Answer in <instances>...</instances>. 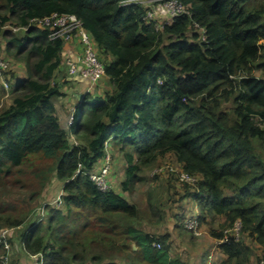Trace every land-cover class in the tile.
<instances>
[{"label": "trees", "instance_id": "16d2710c", "mask_svg": "<svg viewBox=\"0 0 264 264\" xmlns=\"http://www.w3.org/2000/svg\"><path fill=\"white\" fill-rule=\"evenodd\" d=\"M127 1L0 0L4 52L26 73L0 110V190L23 188L16 175L31 170L23 182L37 189L28 205L53 178L64 193L62 208L47 206V218L22 233L23 250L42 253L46 264H189L171 255L167 235L140 225L135 204L90 179L108 141L125 162L122 192H133L145 169L172 155L197 178L195 187L184 183L185 198L196 202L200 228L224 240L223 264H249L252 244L264 249V0H180L190 14L160 30L144 6ZM53 13L81 21L110 86L77 99L79 119L69 128L57 105L70 84L62 76L65 43L30 24ZM7 25L22 29L15 34ZM38 159L52 163L31 167ZM28 209L13 216L0 208V229L23 225ZM219 217L221 230L210 228ZM5 255L0 246V264Z\"/></svg>", "mask_w": 264, "mask_h": 264}, {"label": "rangeland", "instance_id": "374dc122", "mask_svg": "<svg viewBox=\"0 0 264 264\" xmlns=\"http://www.w3.org/2000/svg\"><path fill=\"white\" fill-rule=\"evenodd\" d=\"M4 30H11L15 34L20 33L21 31L20 29L15 30V27L12 25H7ZM75 38L78 37H74L73 40L70 41H64L65 45L74 41ZM0 46V56L7 57L10 60V76H12V83H16V77L19 75L20 71L22 72V69L19 70V66H23V63L18 62L5 54V40L2 35H0ZM66 58L68 57L63 56L62 73L64 75L62 76H65L67 80L71 79V83L68 85V91L70 98H73V92H79L80 87L75 89L78 82H76L77 80L73 81L75 74H72L70 65L67 63L68 59L66 60ZM105 83L106 78L103 77L100 82L93 87L94 91L92 90V92L103 94V92L107 90L106 85H108ZM108 88H110L109 85ZM10 94L11 92L3 91L0 86V110L10 105ZM79 94H81V92L78 93V95ZM62 100H64V96L60 97L57 102ZM66 112L69 114V110L67 111L66 109ZM78 119L79 114L76 115L75 122H77ZM72 120L73 115L70 113L68 122L70 123ZM109 153L112 157L111 176L115 178V180L112 181V187H114V189H119L120 181L121 179H124L125 176V162L122 159V156L117 154V152H113V154L109 150ZM50 163L52 162L49 160L38 159L33 160L30 164L31 167H44L46 164ZM167 166L174 167L175 172L181 170L174 157L172 155H167L164 158H161L155 166L144 170L142 174L144 181L139 183L133 192H122L121 189L118 191H121L125 199L139 208L142 216L140 225L145 230L152 234L167 235L169 237L172 256L180 257L189 264H223L224 257L217 247L219 241L213 239L208 227H201L198 234L192 233L185 227L184 222L194 218L191 216L194 205L190 199H185L184 197L185 184L177 179L175 175L176 173L167 171ZM16 176H23L19 178L20 185L23 188L20 186L15 187V185L10 184L7 191H4L5 189L0 190V208L4 209L7 214L8 212L12 213L13 216H23V214L29 210V206H33V210L28 217L27 222L20 227H5L10 229L12 233V250L10 251L7 263L4 264H9L14 258L19 259L20 264H31L32 259L29 254L24 252L19 238L28 226L37 219L38 213L43 205L58 201L61 203L60 208H62L64 193L62 190V183L56 178H53L52 181L46 185L40 195L30 203L31 205H28V202L26 201L28 199L27 194L32 190H36L37 184H27V182L23 181L27 178L32 180L31 176L34 175L32 171L29 170L27 173L17 174ZM47 206L48 208H52L51 206L56 205L49 204ZM30 218L32 221H30ZM46 218L47 215L44 219ZM223 223L224 219L219 217L212 225H210V228L221 230ZM246 241L251 246L250 242L248 240ZM251 248V257H254V260L249 264H259V262L264 259V249L254 244H252ZM203 256L205 258L202 262L201 259Z\"/></svg>", "mask_w": 264, "mask_h": 264}, {"label": "built area", "instance_id": "2783aa9c", "mask_svg": "<svg viewBox=\"0 0 264 264\" xmlns=\"http://www.w3.org/2000/svg\"><path fill=\"white\" fill-rule=\"evenodd\" d=\"M127 3H136L146 8L145 19L148 22L154 23L157 30L163 28L164 25L171 24L175 18L182 15H189L188 7H186L180 0H129ZM30 24L38 26L40 28H46L49 30V37L52 40L60 39L63 41L73 40L74 37L80 39L82 45V56L78 61L68 59V65H70L72 74L85 81L86 88L82 95L91 93L93 87L105 77L104 64L98 59L96 44L91 35L83 28L81 21L74 14L67 13H53L43 18H34L30 21ZM200 33L202 39H205L204 30L198 25H195ZM22 29L21 27H15V30ZM10 60L7 57L0 56V86L6 91L11 92L14 88V83L10 76ZM75 123L73 118L71 125ZM107 155L100 169L94 170L90 173V179L96 184L98 189L102 192H108L113 189L109 176L112 169V157L109 153L110 145L108 141L105 143ZM167 171L176 173L177 179L181 182L195 187L197 178L188 175L182 170L175 172L174 167L167 166ZM57 203V204H54ZM56 205L60 207V202H50L43 205L38 213L37 221L40 222L46 217L47 205ZM185 227L192 233L198 234L200 225L197 218L187 220ZM241 230L240 222H237L234 227V232L237 238ZM11 230L8 228L0 229V246H3L6 250V255L3 258L4 263H7L9 259L10 251L12 250L11 243ZM224 240H219L223 242ZM159 248L160 244H156ZM32 259L31 264H46L45 256L42 253L29 254ZM264 264V259L259 262Z\"/></svg>", "mask_w": 264, "mask_h": 264}, {"label": "crops", "instance_id": "0c3cea01", "mask_svg": "<svg viewBox=\"0 0 264 264\" xmlns=\"http://www.w3.org/2000/svg\"><path fill=\"white\" fill-rule=\"evenodd\" d=\"M63 55H64V57H68V58H66V60L67 59H71V60H74V61H78L79 58L82 56V45H81L80 39L79 38H75L74 41H72L71 43L65 45V49H64ZM21 69H22V72L20 71L19 75L16 77L17 79H22V78H24L26 76L24 65L23 66L22 65L19 66V70H21ZM75 80H77L76 82H78L75 89L80 87L79 88L80 89L79 92H73V98H70L69 91H68L69 87L66 86L64 88L65 89V93H66V96H64V100H62L60 102H57V105L60 108V117H61L62 123H63V125L65 127H68V128L71 126V124L68 122V118H69L70 113H71V115H73V118H75V121H76V115H77L76 102H77V99H78V93L81 92V94H82L84 89L86 88V84H85L84 80H81L77 76L74 77L73 81H75ZM69 81L71 83V79H69ZM73 83H75V82H73ZM105 84H107V82ZM106 88H107V90H105L103 93H105L106 91L110 90V88H108V85H106ZM66 109H67V111L69 110V114H67ZM101 164H102V162L100 161L98 163V166H101ZM98 169H99V167H98ZM113 180H115V178L110 176L109 181L111 182V184L113 183L112 182ZM122 180L123 179H121V181ZM121 181H120V183H121ZM119 186H120V184H119ZM113 189H114V187H113ZM119 189H114V190L116 192L120 193L123 196L122 192L118 191ZM185 193H186V191H185ZM184 197H185V194H184ZM185 199H190V201L194 205V207L192 209V212H191V216L195 217L196 215H198L199 211H198L196 202L192 198H185ZM213 239H217V238L213 237ZM217 247H218V245H217ZM222 255L224 257L223 259L225 260L226 256L223 253H222ZM204 258L205 257L203 256L202 259H201L202 262H203ZM253 260H254V257H251L250 262H252Z\"/></svg>", "mask_w": 264, "mask_h": 264}, {"label": "water", "instance_id": "95a60500", "mask_svg": "<svg viewBox=\"0 0 264 264\" xmlns=\"http://www.w3.org/2000/svg\"><path fill=\"white\" fill-rule=\"evenodd\" d=\"M83 98V95L82 94H79L78 95V99L81 100ZM135 248V247H134Z\"/></svg>", "mask_w": 264, "mask_h": 264}]
</instances>
